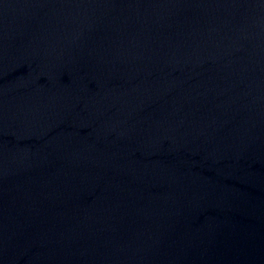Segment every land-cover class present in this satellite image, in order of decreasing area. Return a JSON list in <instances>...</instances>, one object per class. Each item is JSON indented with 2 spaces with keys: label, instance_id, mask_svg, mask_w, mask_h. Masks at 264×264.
<instances>
[{
  "label": "water",
  "instance_id": "1",
  "mask_svg": "<svg viewBox=\"0 0 264 264\" xmlns=\"http://www.w3.org/2000/svg\"><path fill=\"white\" fill-rule=\"evenodd\" d=\"M0 264H264V0H0Z\"/></svg>",
  "mask_w": 264,
  "mask_h": 264
}]
</instances>
